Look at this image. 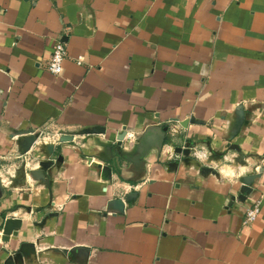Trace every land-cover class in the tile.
I'll use <instances>...</instances> for the list:
<instances>
[{
  "label": "crops",
  "instance_id": "0c3cea01",
  "mask_svg": "<svg viewBox=\"0 0 264 264\" xmlns=\"http://www.w3.org/2000/svg\"><path fill=\"white\" fill-rule=\"evenodd\" d=\"M0 264H264V0H0Z\"/></svg>",
  "mask_w": 264,
  "mask_h": 264
},
{
  "label": "built area",
  "instance_id": "2783aa9c",
  "mask_svg": "<svg viewBox=\"0 0 264 264\" xmlns=\"http://www.w3.org/2000/svg\"><path fill=\"white\" fill-rule=\"evenodd\" d=\"M67 57V45L62 40H58L52 49L51 56L46 64L47 70L54 76L60 75L63 69V61ZM261 201L256 200L248 205L244 211V223L251 224L260 213Z\"/></svg>",
  "mask_w": 264,
  "mask_h": 264
},
{
  "label": "water",
  "instance_id": "95a60500",
  "mask_svg": "<svg viewBox=\"0 0 264 264\" xmlns=\"http://www.w3.org/2000/svg\"><path fill=\"white\" fill-rule=\"evenodd\" d=\"M94 132V131H93ZM72 139V137L71 136H64V137H61L60 138V141L61 142H65V141H70ZM31 140H34V136H32L31 137ZM53 149H54V144H49L48 145V151L50 152V153H52L53 152ZM42 164V166H46V163L45 162H43V163H41Z\"/></svg>",
  "mask_w": 264,
  "mask_h": 264
}]
</instances>
